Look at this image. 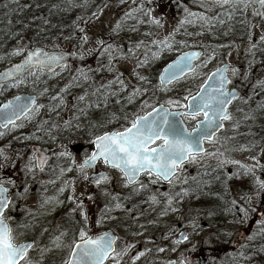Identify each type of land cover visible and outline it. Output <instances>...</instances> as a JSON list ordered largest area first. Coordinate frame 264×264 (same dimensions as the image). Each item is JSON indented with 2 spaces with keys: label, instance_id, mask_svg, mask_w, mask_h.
<instances>
[{
  "label": "rangeland",
  "instance_id": "rangeland-1",
  "mask_svg": "<svg viewBox=\"0 0 264 264\" xmlns=\"http://www.w3.org/2000/svg\"><path fill=\"white\" fill-rule=\"evenodd\" d=\"M44 1L0 0V15L8 9L12 16V31L3 30L0 20V70L25 55H10L18 46L40 45L76 53L71 63L55 75L38 72L39 79L29 76L25 83L5 87L0 94L3 103L20 93H34L38 104L43 105L21 119L18 122L21 126L0 131V181L9 187L12 201L5 215L10 218L15 242L34 241L28 253L31 264H64L73 234L78 238L81 228L89 235L105 230L117 234L115 252L105 264H164L168 259L184 260L187 255L193 258V264H200V255L204 264H264V187L256 183L257 178L264 181V108L258 107L264 104V41H261L264 17L253 15L251 0L246 8L239 6L235 11L229 5L221 8L217 0H90L93 13L73 22L71 37L37 34V14L45 13ZM24 4L30 7L24 9ZM140 5L144 6L142 12H133L131 18L125 16ZM185 8L197 16L189 17ZM199 14L211 18L210 22L200 19ZM149 17L159 19L162 26L147 23ZM233 28L239 38H232ZM18 31L20 35H16ZM82 36L87 39L82 41ZM166 36L184 43L174 44L171 50L152 44L153 40ZM105 45L110 46L107 51ZM190 48H201L204 52L195 72L159 90L153 71ZM146 53L148 62L138 67ZM226 62L231 64V85L241 90L240 99L230 108L233 120L226 122L214 140L205 143L204 154L180 167L171 183L159 178L152 183L153 178L143 174L137 184L129 186L123 182L122 173L114 169L107 170L108 179L96 188L85 182V172L87 176L91 172L86 169L81 172L77 166L90 154L87 146L97 135L107 129L121 130L135 115L143 116L152 106L163 104L172 110L184 109L167 101L186 104L185 98L196 93L208 73ZM141 76L146 79L140 80ZM134 88L146 91L129 101ZM58 93V99H51ZM81 96L83 101L79 99ZM73 98L75 102L71 105ZM61 99L63 103L56 107ZM256 108L259 116L253 114V118L241 120L239 127H232L237 119L245 113L252 114ZM183 120L191 128L199 117ZM76 144L87 150L75 154L71 146ZM249 144L253 146L247 147ZM35 146L51 154L43 170L35 166ZM253 156L260 166L251 159ZM232 160L241 163L234 164ZM30 163L29 169L26 165ZM241 165L252 166V173L245 174ZM209 170L227 184L230 203L236 201L231 212L226 207L221 211L224 222L219 227L229 233L227 237L225 231L217 235L218 227L210 224L211 209H198L190 195V187L204 179ZM140 184L145 187L141 189ZM62 187L64 190L60 191ZM165 193L172 197L170 205ZM153 195L157 202L150 199ZM69 196L73 199L69 200ZM81 201L87 220L78 207ZM117 203L121 206L116 207ZM240 206L246 209L245 213L239 211ZM66 222L74 226L69 232L64 230ZM243 228L249 232L241 246L251 250L254 241L261 257L251 262L245 254H239L228 263L222 259V238L229 247L234 246ZM179 230L187 231V243L176 242ZM161 248L163 251L158 250ZM140 252L143 254L137 256Z\"/></svg>",
  "mask_w": 264,
  "mask_h": 264
},
{
  "label": "snow or ice",
  "instance_id": "snow-or-ice-1",
  "mask_svg": "<svg viewBox=\"0 0 264 264\" xmlns=\"http://www.w3.org/2000/svg\"><path fill=\"white\" fill-rule=\"evenodd\" d=\"M251 2L256 5L253 9L255 15L264 17V0H251ZM217 3L221 8L224 5H229L235 11L239 6L246 8L249 0H217ZM3 6L5 8L9 7L8 4H4ZM17 6L20 7L19 4ZM39 6L37 5V7ZM28 7H30L28 4L22 6L24 9ZM55 7L57 5H53V8ZM143 7V5H140L135 9H130L125 16L131 18L133 12H142ZM185 12L189 17L197 16L196 13L189 12L187 8H185ZM143 15H149V13L143 12ZM199 18L204 19L205 22H210L211 20V18L203 14H199ZM44 22L48 23L47 20ZM146 22L162 26L160 20L153 17H149ZM184 22L185 20H182L181 24ZM188 22L191 21L189 20ZM219 22L223 23V20ZM8 23L11 24V20ZM119 26L117 24V27ZM80 31L83 32V29L81 28ZM16 35H20V32L18 31ZM169 35L173 36L174 34ZM86 39V36L81 37L82 41ZM29 41L30 43H34L31 38H29ZM261 41H264V36L261 37ZM99 43L104 45L103 41ZM183 43L184 41L170 40L168 36L163 40L152 41V44L157 46L158 49L168 48L170 50L174 44ZM108 47L110 46L105 45L104 50L107 51ZM136 47H139V44ZM25 52L27 54L24 55L19 63L12 64L11 67L0 72V94H2L5 87H18L20 84L25 83L29 76L39 79L37 76L38 72L42 73L47 70L48 73L55 75V69H63L65 66V52L58 49L56 51H47L39 45L33 47L18 46L12 50L10 55H20ZM67 55L75 56L76 53H67ZM200 55L201 53L199 52L181 51L175 60L167 64L159 73L161 91L164 90V85L171 84L179 78L185 77L187 73L194 72V69L197 67L194 60ZM109 56H111V53H109ZM81 58L83 57L81 56ZM147 62L148 58L146 53L144 60L138 62L137 66L139 67L140 64ZM228 67L225 65L222 68H217L215 73L208 74L204 84L200 85L199 91L195 95H189L185 98L187 100L186 104H180L179 101H173L171 99L167 101V104H176L184 108L185 110L183 112H172L163 104H160L159 108L152 106L151 111L146 112L143 116L135 115L122 130L106 131L102 135L96 136L93 141L95 149L90 155L85 156L83 161L77 166L78 170L84 172L85 169L93 167L97 161L102 160L105 165L119 169L125 178L123 182L126 184L134 185L141 173L153 178L150 181L152 183L156 182V178L171 183L172 178L186 160L195 159L197 153L204 151L201 147L202 143L205 140L212 141L216 132L225 127L224 121L233 120L228 106L238 98V93L234 89L230 90L227 88V85L230 83L226 74ZM77 71L84 76V79H87V76L81 70L78 69ZM235 71L233 69L234 73ZM139 79L145 80L146 78L141 76ZM118 82L122 84L121 81ZM205 85H209V87H205ZM144 91L146 90L134 88L133 93L128 98L129 101L135 95H143ZM59 96L60 94L58 93L56 96L51 97V99L56 100ZM79 99L83 101L84 96L79 97ZM61 103H63L62 99L56 107H59ZM42 107L43 105L38 104L36 99L31 96L24 97L23 99L20 96H15L5 103H0V128H6L9 125L19 127L21 125L17 121L28 118L33 109L38 111ZM258 107L264 108V104H260ZM237 111H243V109H237ZM199 115H202L203 119L196 120V126L191 129L184 127L183 121L176 119V117L184 116L195 119ZM251 118H253L251 113H245V115L232 124V127H239L241 120H249ZM127 119L125 117V120ZM252 146V144H249L247 147ZM244 147L243 145L241 146L242 149ZM34 151L39 150L34 149ZM61 155H67V153H61ZM251 159L257 161L256 166H260L256 156L251 157ZM230 162L234 164L241 163L237 160ZM44 163L45 159L41 156L38 157V163L35 166L43 169ZM26 167L30 169L32 167L31 163L26 165ZM241 168L245 174L252 173V166L241 165ZM85 179H88L86 172ZM102 179H107V177L101 174L93 182L99 184ZM11 183L14 186L15 182L12 181ZM256 183L264 187V181H260L258 178ZM139 187L142 189L145 185L140 184ZM63 190L64 188L62 187L60 191ZM133 191H137V189L133 188ZM184 191L186 190L181 189V192ZM176 195H180V193H176ZM165 196H168L167 204L170 205L172 203V197L167 193H165ZM68 199L72 200L73 197L69 196ZM150 199L153 202H157L155 195ZM11 203L9 188L0 181V264H31L30 259H28V250L33 244L15 242L13 229L8 223L10 218L5 215V210L9 208ZM231 203L233 206L236 205L235 200ZM115 206L120 207L121 205L117 203ZM78 207L81 210V215L87 220L88 217L84 214L82 201L78 204ZM175 210L173 208V211ZM239 211L245 213L246 209L240 206ZM99 223L100 221L97 220V224ZM63 235L64 233H61V236ZM181 236L184 240L188 239L183 233H181ZM251 238L249 237V239ZM114 243L115 238L109 232H104L99 235H89L88 231L81 228L78 231V238L76 233L73 234L69 244V257L64 264H104V261L109 258V255L115 252ZM158 250L163 251L162 248ZM142 254V252L137 253V256ZM240 255L243 256L244 253L241 252ZM176 264H189V262L185 258L184 260L177 261Z\"/></svg>",
  "mask_w": 264,
  "mask_h": 264
},
{
  "label": "trees",
  "instance_id": "trees-1",
  "mask_svg": "<svg viewBox=\"0 0 264 264\" xmlns=\"http://www.w3.org/2000/svg\"><path fill=\"white\" fill-rule=\"evenodd\" d=\"M45 7L43 14H37L38 15V24L36 23V29L37 34L43 33L44 36H57V35H66L71 37V32L75 28V24L73 22H76L81 19H85L88 16L93 13V6H90V0H45L44 1ZM53 5H57V7L53 8ZM14 10H11L13 12ZM9 10L6 9V11H3L0 15V20L2 21V29L7 31H12L11 26L8 23L11 15L8 14ZM18 17L16 16L15 19ZM47 20L48 23H45L44 21ZM80 36V35H79ZM79 36H77L76 40L79 39ZM163 65V64H162ZM161 66H159L156 70L153 71L155 74L154 77L157 79L158 72L161 69ZM258 108H256L253 112V114H258ZM264 117V113L262 114ZM191 189V197L194 199V202L197 205V208H209L211 209V212L208 216V220L211 219L210 224L213 226H217L218 229L216 230V233H221V231H224L219 227V224L221 222H224L223 219H221V215L223 211L222 209L224 207L229 208L230 212L232 210V204L230 203V197L227 195V184L222 183L220 177L218 174L212 173L211 170L207 172V176H205L204 179H201L200 181H197ZM200 206V207H199ZM221 219V220H220ZM243 233H240L238 235V243L234 246H228V241L224 240L222 238V245H220L221 251H223V260L230 262V257H235L240 254V252H244L245 256L249 261H259L261 257L260 249L258 246L254 247L255 242L252 241L250 244V247L252 246L251 250H245L246 248H241V245L244 240L248 237V230L246 228H243ZM226 237L229 236V233L225 231ZM234 252V253H233ZM221 255V254H220ZM219 255V256H220Z\"/></svg>",
  "mask_w": 264,
  "mask_h": 264
},
{
  "label": "water",
  "instance_id": "water-1",
  "mask_svg": "<svg viewBox=\"0 0 264 264\" xmlns=\"http://www.w3.org/2000/svg\"><path fill=\"white\" fill-rule=\"evenodd\" d=\"M255 7H256V5H255ZM254 14H255V13H254ZM50 51H56V50H50ZM62 51H63V50H62ZM189 51L199 52V53H201V55H202V50H200V49H199V50H198V49H191V50H188L187 52H189ZM63 52H65V51H63ZM65 53H66V55H65L64 65H67V64L69 63V61H70L71 56H70V55H67V52H65ZM26 54H27V53L25 52V55H26ZM201 55H200V56H201ZM200 56H199V57H200ZM199 57H198L197 59L194 60V63H196V62L198 61ZM22 59H23V58H22ZM22 59H21V60H22ZM21 60H20V61H21ZM173 60H175V59H173ZM173 60H171L169 63H171ZM20 61H19V62H20ZM19 62H18V63H19ZM169 63H168V64H169ZM225 65L229 66V67H228V71H230V70H229V68H230V64H228V63H226V64H224V65H221V67H219V68H222V67L225 66ZM8 67H11V65L8 66ZM165 67H166V66H164V67L161 69V71H162ZM59 69H60V68H57V69H55V71H56V70H59ZM2 71H3V70H2ZM2 71H1V72H2ZM46 71H47V70H46ZM161 71H160V72H161ZM228 71H227V73H228ZM160 72H159V73H160ZM215 72H216V69H215V71H212L211 73H215ZM227 73H226V74H227ZM188 74H190V73H187L186 75H188ZM181 78H182V77H181ZM179 79H180V78H179ZM179 79H178V80H179ZM158 82H159V76H158ZM174 82H175V81H174ZM203 84H204V83H203ZM167 86H169V84H166V85H164L163 87L166 88ZM205 87H209V85H205ZM227 88H228V85H227ZM159 89L161 90V85L159 86ZM233 89L238 93V97H239V95H240L239 90H237L236 88H233ZM233 89H230V90H233ZM198 91H199V90H198ZM19 96H20L22 99H23L24 97H29V96L35 98V95H28V94H20ZM11 99H13V98H10V100H11ZM186 103H187V101H186ZM232 103H233V102H232ZM232 103H231V104H232ZM231 104H230L228 107H230ZM159 105H160V104H159ZM165 107H167V106H165ZM157 108H159V106H157ZM167 108H168V107H167ZM168 109H169V108H168ZM169 110L172 111V112H177V111H173V110H171V109H169ZM184 110H185V109H184ZM184 110H181L180 112H183ZM150 111H151V110H150ZM150 111H149V112H150ZM201 116H202V115H201ZM176 119H177V120H181V121H183V120H182V117H176ZM202 119H203V116H202ZM224 122H225V121H224ZM195 124H196V123H195ZM183 125H184V127L188 128L187 125L184 124V122H183ZM222 129H223V128H222ZM222 129H220L219 131H221ZM219 131H217L216 134H217ZM216 134H215V135H216ZM205 141H208V140H205ZM205 141H204V142H205ZM204 142L202 143L201 147H202V148L204 149V151H205V145H204ZM94 149H95V145H94L93 150H94ZM204 151L201 152V153H197L196 155H201V154L204 153ZM37 153H38V157H41V156H42V157H44L45 161L47 160L48 156H47L45 153H40V152H37ZM101 161H102V160H101ZM187 161H188V160H186L185 162H187ZM102 162H103V161H102ZM185 162H184V163H185ZM37 163H38V161H37ZM97 163H98V161L95 163L94 166H96ZM44 164H45V163H44ZM182 165H183V164H182ZM182 165H181V166H182ZM94 166H93V167H94ZM108 166H110V165H108ZM110 167H112V166H110ZM39 168H40V167H39ZM40 169H41V168H40ZM115 169H116V168H115ZM117 170H119V169H117ZM101 174H103L104 176H106L105 173L92 174V175L88 178L87 182H90V183H92L93 185L96 184V183H94L93 181H94V179L99 178V176H100ZM140 175H141V174H140ZM138 178H139V177H138ZM102 180H103V179H102ZM137 181H138V179H137ZM165 182H166V181H165ZM129 185H130V184H129ZM259 216H260V215H259ZM107 232H109L111 235H113L114 238H115V241H116L117 236L114 235L113 232H112V233H111L110 231H107ZM102 233H104V232H101V234H102ZM182 233L185 234V235L187 236V233H185V232H182ZM97 235H99V234H97ZM176 240H177L179 243H185V241H186V240H184V239L182 238L181 233L177 236ZM26 242H27V243H32V244H33V242H32V241H29V240H27ZM23 243H25V242H23ZM114 247H115V245H114ZM29 250H30V249H29ZM29 250H28V251H29ZM198 258H199V263H200V264H204L202 256H199ZM190 260H191V258H190V257H187V261L189 262V264H191V263H190ZM105 261H106V260H105ZM105 261H104V262H105ZM170 262H171V264H176V260H175V259H170V260L166 261L165 264H170Z\"/></svg>",
  "mask_w": 264,
  "mask_h": 264
},
{
  "label": "flooded vegetation",
  "instance_id": "flooded-vegetation-1",
  "mask_svg": "<svg viewBox=\"0 0 264 264\" xmlns=\"http://www.w3.org/2000/svg\"><path fill=\"white\" fill-rule=\"evenodd\" d=\"M252 5V4H251ZM253 5L251 6V8L253 9ZM235 26V25H234ZM237 87V86H236ZM238 88V90H240V88L239 87H237ZM241 91V90H240ZM74 102H75V98H73L72 100H71V105H73L74 104ZM71 107V106H70ZM107 131H109L108 129H107ZM104 132H106V131H104ZM104 132H101L99 135H101V134H103ZM99 135H97V136H99ZM87 148H88V146H87ZM87 148L86 147H84L83 145H81V144H76L75 146L73 145V146H71V150L72 151H74V153L76 154V153H83L85 150H87ZM89 149V148H88ZM48 155H49V158H48V161L50 160V153H48ZM96 170L94 171V172H98V170L99 171H101V170H106V167H104L101 163H99L98 164V166L95 168ZM90 172H92V171H90ZM85 182H86V179H85ZM90 187H92V186H90ZM98 187V186H97ZM93 188H96V187H93Z\"/></svg>",
  "mask_w": 264,
  "mask_h": 264
}]
</instances>
